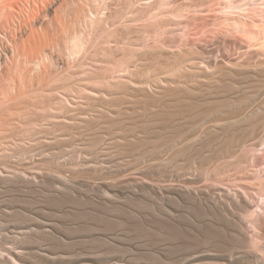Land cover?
I'll list each match as a JSON object with an SVG mask.
<instances>
[{"label":"bare ground","instance_id":"obj_1","mask_svg":"<svg viewBox=\"0 0 264 264\" xmlns=\"http://www.w3.org/2000/svg\"><path fill=\"white\" fill-rule=\"evenodd\" d=\"M210 33L222 39L216 54L237 50L236 56L246 57L244 62L242 56L237 59L241 64L228 62L244 69L243 95L232 116L213 131L201 127L203 138L180 132L179 110L165 113L158 121L165 137L161 142L157 138L152 149L163 156L157 158L162 160L160 167L174 165L176 174L164 179L161 189L153 177L146 186L149 202L156 195L172 205L166 208L163 202L162 214L191 221L184 230L200 235L203 225L215 224L216 232L197 243L177 242L174 251L165 249L156 256V264H264V0H0V158L31 152L20 147L23 141L30 142L28 146L93 133V152L109 154L121 149V142L120 152L142 151L150 139L136 133L133 114L148 113L146 94L153 86L162 90L163 85H174L193 92L186 86L191 78L186 73L206 74L214 62L204 63L191 54V43L197 35ZM165 54L173 59L168 62ZM163 59L167 63L162 64ZM181 93L174 94L176 101L183 99ZM106 119L120 126L109 138L101 130L104 124L100 127ZM147 127L145 123L140 133ZM106 140L110 147L102 146ZM98 165H93L95 170ZM68 169V177L52 170L57 174L53 172L51 186L63 191L91 189L98 186L95 180H102L113 189L108 177L82 179L79 168ZM219 232L223 239L211 243ZM17 256L0 252V260L11 264H20ZM96 263L85 258L79 264Z\"/></svg>","mask_w":264,"mask_h":264},{"label":"rangeland","instance_id":"obj_2","mask_svg":"<svg viewBox=\"0 0 264 264\" xmlns=\"http://www.w3.org/2000/svg\"><path fill=\"white\" fill-rule=\"evenodd\" d=\"M221 40L218 34L213 33L208 34L206 37L202 35L194 37L190 48L192 53L191 51L187 52L201 56L204 63L214 62L211 64L214 69L212 70L211 68V71L207 70L206 74L201 73L200 70L194 71L196 73L193 72L191 73L192 75L186 73V75L191 77L187 76V79H189L186 80V84L188 83L189 85L187 84L186 86L190 87L193 92H189L185 88L175 89L174 85H163L162 90H156L154 86L148 89L146 94L148 113L145 117H140L138 116L139 111H136L131 120L136 133L138 135L142 134V138L148 136L150 139L148 144L143 143L145 150L150 148L147 151L141 147L142 151H136V153L135 151H128V154L122 152L123 150L120 152L124 147L121 146L123 143L121 142L117 144L121 148L119 150L117 148L116 151L109 154L96 153L92 151L94 148L92 144L97 137L96 134L93 133L94 136L89 132L85 133V135L91 134V137L86 135L74 140L61 139L57 141L32 142L33 146H31L32 143L27 146L25 144L30 142L23 141V143H19L20 147L23 146L22 149L24 150L32 148L33 152L12 153L7 158H0L2 163H0V252H6V254L15 252L18 255L17 258L20 264H79L85 258L95 259L96 264H156V261H158L156 256H161L162 250L166 249L170 253L182 241V243L178 244L179 246L200 242L203 236L215 233V224L203 225L200 235L195 234L191 230H184L183 228L191 226V221L186 220L184 217H172L162 214L159 211L160 205L166 203L164 205L166 208H170L172 205L166 199L164 201L163 197L157 196L159 197L157 198L156 195L152 199L154 203L149 202L150 198L148 197V187L146 185H148V181L151 182V179H153L152 182H156L155 180L158 179L160 183H157L159 186L156 184V187L161 189L162 184L166 185L163 180H172L174 178L171 176L176 174L174 165L160 167L162 166V160L158 159H162L163 156L152 149L153 146L158 145L157 138L161 142L160 139L165 137L163 136L164 130L159 131L162 129L163 124L158 122L165 113L182 112L183 114L180 115L179 113L178 116L182 126L179 129L181 130L180 132H195L196 135L193 133L195 136L203 138L204 135H200V133L202 131L204 134L205 131L203 132V130H205L206 126H209L210 128L208 127V129L213 131L218 122L221 123L232 116L234 105L239 102L240 96L243 95L241 83H243L244 69L237 68V66L235 68L234 66H229L231 63L228 64V62L231 61V65H233L240 58L244 62L246 57L240 53L236 56L237 50H232V52L228 50L231 53L226 50V54H223V56H220L222 54L217 52L219 56H216L215 52L218 51L217 47H219L218 44ZM211 52L214 54H211ZM166 54L163 57H166L168 62L171 61L173 58L169 56L168 58H171V60H168V55ZM219 57H223L222 60L227 62L223 63ZM224 58L226 59L224 60ZM166 59L161 60V63H167ZM241 60L238 61L240 64L242 63L240 62ZM238 62L236 64H239ZM198 64L200 66V62ZM232 81H234V84H232ZM177 90H183V93L178 91L181 93L180 96L183 95V99L181 97L180 101H176V96H174V94L177 95ZM166 91L169 92L167 93ZM163 92L166 93L164 94ZM174 100L176 103H174ZM166 103L170 107L169 110ZM161 105H164L163 107L166 105L167 107L160 109ZM150 107L152 108L150 109ZM153 108L156 109L154 110ZM176 110L179 111L177 112ZM145 123L148 125L147 130H144V133H140V128ZM149 125H151V128ZM101 126L103 127V129L101 128L102 132H106L105 134L108 135L106 137L103 134L105 138L111 137V134L120 128L110 119H106L105 123L103 121ZM203 126L204 128H201ZM107 130L111 131L108 133ZM219 135L221 142L223 137L221 133ZM94 137L96 138L93 139ZM152 139H156L155 141L157 142L154 143L155 141ZM108 144L109 141L106 140L104 145L102 143V146L110 147L111 145ZM157 152L159 155L156 154ZM153 154H156V157ZM154 163L155 165H153ZM94 164H99L97 170L94 169ZM67 165L79 168V178L83 175L82 179H86L87 176V179H91V177H108L106 180L112 183L113 189L109 190L107 186H103L102 180H95L98 186L91 189L80 187L79 189L63 191L57 189L56 186H51L50 178L57 174L53 171L54 174L52 170L57 169V172L58 170L64 171L66 177H68L71 172ZM171 166L173 168L169 169ZM14 168L17 170H14ZM26 168L29 169L27 170ZM23 171L24 173H21ZM4 174L6 175L4 176ZM37 178L41 179V181ZM144 180H147V182H144ZM167 183L179 184V182L173 183V181ZM150 216L153 217L151 218ZM18 229H24L26 232L19 233ZM217 234H219L217 237L213 236L210 238L211 243L223 239L222 233L219 232ZM149 249L151 252H148ZM151 254H154L155 257L151 256ZM0 264L11 263L2 258Z\"/></svg>","mask_w":264,"mask_h":264}]
</instances>
